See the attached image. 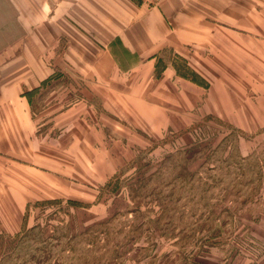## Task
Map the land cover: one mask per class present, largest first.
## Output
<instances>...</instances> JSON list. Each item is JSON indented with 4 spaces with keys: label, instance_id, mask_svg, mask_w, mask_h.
<instances>
[{
    "label": "crops",
    "instance_id": "crops-1",
    "mask_svg": "<svg viewBox=\"0 0 264 264\" xmlns=\"http://www.w3.org/2000/svg\"><path fill=\"white\" fill-rule=\"evenodd\" d=\"M263 84L264 0H0V179L40 195L46 161L77 163L106 130L128 145L126 124L142 140L193 142L207 118L264 132Z\"/></svg>",
    "mask_w": 264,
    "mask_h": 264
},
{
    "label": "rangeland",
    "instance_id": "rangeland-1",
    "mask_svg": "<svg viewBox=\"0 0 264 264\" xmlns=\"http://www.w3.org/2000/svg\"><path fill=\"white\" fill-rule=\"evenodd\" d=\"M126 127L128 145L110 140L116 134L106 130L103 142L78 148L77 163L70 165L64 151L61 161H46L40 195L23 175L0 179V264H264L262 130L245 132L207 118L192 124L196 139L185 142L178 132L142 140ZM243 140L251 146L242 155ZM71 166L74 178L65 179ZM150 169L158 173L137 183ZM51 171H57L54 180ZM45 198L63 202L32 207L27 230L12 238L24 204ZM68 199L82 206H70Z\"/></svg>",
    "mask_w": 264,
    "mask_h": 264
},
{
    "label": "trees",
    "instance_id": "trees-1",
    "mask_svg": "<svg viewBox=\"0 0 264 264\" xmlns=\"http://www.w3.org/2000/svg\"><path fill=\"white\" fill-rule=\"evenodd\" d=\"M169 159V156L168 155H166L165 157H164V160H168ZM162 163V162H161ZM146 164H148L147 166H149L150 164H149V162H147ZM151 168V167H150ZM147 173H145L144 175H143V173L141 174L142 176H140L139 178H138V180H136L137 181V183H142V182H144V181H146V180H148V179H150L152 176H154L156 173H158V171H157V169L156 170H152L151 171V169L150 170H147L146 171ZM109 181H110V179L104 184V187L109 183ZM116 183V182H115ZM114 183V184H115ZM136 187H137V184H135V182L133 183V186H131L130 187V191H129V193H128V196H129V198L131 197V195L132 194H134V191L136 190ZM118 187H113L111 190H115V189H117ZM132 191V193H130ZM99 193H102V190H100L99 191ZM61 202H63V199H61V198H56V199H52V198H45V199H38V200H35V201H33V202H31V201H27L25 204H24V214H23V221H22V223H21V226H20V229L17 231V232H13L12 233V238L13 237H17V236H20L22 233H24L27 229H25L26 228V226H27V224H25L26 222V219L29 217V212H30V210H31V208L32 207H34V209H37V208H39L38 206H41L42 207V205H50V204H61ZM66 203L68 204V205H73V206H76V207H79V206H82V204L79 202V201H76V200H74V199H68L67 201H66ZM136 208H139V206H137ZM161 208V207H160ZM138 210V209H137ZM149 219V218H148ZM105 222H103V223H99V224H97V225H95V226H93V227H91V228H89L88 229V231H90V230H93L94 228H96V227H101L103 224H104ZM87 231V232H88ZM195 264H203V263H195Z\"/></svg>",
    "mask_w": 264,
    "mask_h": 264
},
{
    "label": "built area",
    "instance_id": "built-area-1",
    "mask_svg": "<svg viewBox=\"0 0 264 264\" xmlns=\"http://www.w3.org/2000/svg\"><path fill=\"white\" fill-rule=\"evenodd\" d=\"M142 4L155 5L157 0H138Z\"/></svg>",
    "mask_w": 264,
    "mask_h": 264
}]
</instances>
